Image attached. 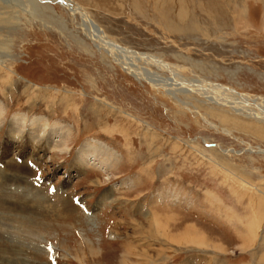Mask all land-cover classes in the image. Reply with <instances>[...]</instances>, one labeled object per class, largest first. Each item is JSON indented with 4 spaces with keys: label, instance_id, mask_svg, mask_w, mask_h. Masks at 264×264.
<instances>
[{
    "label": "rangeland",
    "instance_id": "374dc122",
    "mask_svg": "<svg viewBox=\"0 0 264 264\" xmlns=\"http://www.w3.org/2000/svg\"><path fill=\"white\" fill-rule=\"evenodd\" d=\"M73 1L176 79L0 0V264H264V0ZM93 147L113 166L75 169Z\"/></svg>",
    "mask_w": 264,
    "mask_h": 264
},
{
    "label": "bare ground",
    "instance_id": "6f19581e",
    "mask_svg": "<svg viewBox=\"0 0 264 264\" xmlns=\"http://www.w3.org/2000/svg\"><path fill=\"white\" fill-rule=\"evenodd\" d=\"M53 3H57L58 5L65 8L72 16H78L80 21L82 22L83 27H85V29L88 31V37H89L90 41H92L96 45V47H98L99 49L104 50V52H106V54H109V56L112 58V60L122 70L127 72L129 75L133 76L136 80H139V81L148 80L151 83L150 85L152 87L159 86L157 88H163V87H161L162 85H160L158 83L156 84L155 80H151L149 77H148L149 79H147L145 76H143L142 73H140L141 69L139 70V68L135 67V65H134L138 61L142 62V63H146V64H154L157 67V69H160V70H167L169 72L170 77L172 79L173 78L176 79V77L173 74V71H171V65L163 63V62H161L157 59L151 58L149 56L140 55V54H137L131 50L121 48L118 44L109 40L105 36V34L102 32V30L94 23V21L91 20L88 13L83 9V7H81L79 4H77L73 0H53ZM224 91L227 92V90H224ZM227 93L230 95L234 94V92H232V91H228ZM242 98H243L244 102L247 99H249L248 97H245V96H242ZM0 115H1V113H0ZM259 116H260V114H259ZM260 117H261V120H264V114H262ZM21 123H22V121H20L19 124H15L14 126L12 125L10 127L11 130L13 131L14 137L15 136L19 137L20 134L24 131V126H23L24 123H22V124ZM31 125L32 126L29 130H33V131L39 130L40 133H43V130H41L42 126L40 124L32 123ZM43 138H44V134L39 135L38 138H35V140H34L35 144H40V142L43 140ZM52 142H54L53 148L54 147L59 148V146H61L63 144L62 138H60L59 136H57L55 138V140ZM59 143H61V144L59 145ZM93 149L94 150L91 152L94 156L92 154H89V153H91V152H89V150L83 149V151L80 154L81 158H78L79 164L78 165L75 164V166H73V167L75 169H77V167L79 165H81V167L93 166L95 168H98L101 171L102 170L107 171L109 168H111L113 166V163L111 162V160H110L111 163L109 162L110 155L108 153L101 152L100 150L98 151V150H96V147L95 148L93 147ZM100 152H101V154H100ZM259 152H261L264 155V151H259ZM107 200H109V199H107Z\"/></svg>",
    "mask_w": 264,
    "mask_h": 264
}]
</instances>
